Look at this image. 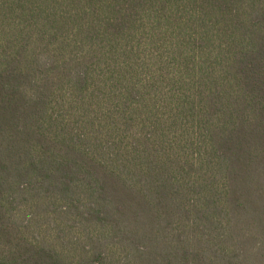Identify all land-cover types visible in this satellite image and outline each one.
I'll list each match as a JSON object with an SVG mask.
<instances>
[{"label":"trees","instance_id":"1","mask_svg":"<svg viewBox=\"0 0 264 264\" xmlns=\"http://www.w3.org/2000/svg\"><path fill=\"white\" fill-rule=\"evenodd\" d=\"M0 264H264V0H0Z\"/></svg>","mask_w":264,"mask_h":264}]
</instances>
